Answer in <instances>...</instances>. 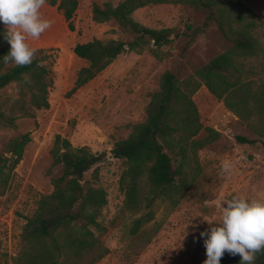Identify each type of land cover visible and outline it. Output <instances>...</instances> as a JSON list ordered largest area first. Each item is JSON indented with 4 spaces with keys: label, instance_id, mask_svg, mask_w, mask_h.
Segmentation results:
<instances>
[{
    "label": "rangeland",
    "instance_id": "1",
    "mask_svg": "<svg viewBox=\"0 0 264 264\" xmlns=\"http://www.w3.org/2000/svg\"><path fill=\"white\" fill-rule=\"evenodd\" d=\"M119 1L78 0L70 25L56 6L45 1L40 9L42 17L53 23L39 39L29 38L27 43L50 55L49 107L35 111L34 118L18 117L16 129L0 127V152L10 139L30 133L22 159L0 196V264L5 259L11 262L17 255L22 226L33 215L39 197L52 192L51 180L61 174L60 166L52 165L56 135L68 139L73 147L105 155L95 171L92 168L83 177L87 185L102 188L107 199L98 218L104 231H94L108 253L95 264H203L206 237L200 233L219 223L226 201L233 196L264 200V136L257 133L258 124L255 119L239 120L202 85L192 100L201 124L217 131L218 138L197 151L181 194L158 198L148 207L144 201L134 213L125 209L120 178L127 165L112 157L114 143L126 139L135 125L145 121L146 108L164 72L188 78L229 49L231 43L214 24L192 33L204 21L206 12L202 9L181 4L149 5L133 12L132 18L152 29H171L170 43L155 51L150 43L139 53H123L72 92L77 71L86 66L73 53L76 43L133 39L113 21L98 23L92 19L93 5ZM240 1L264 22V0ZM255 36L264 47V28ZM245 63L264 76V61L251 58ZM0 95L13 97L14 85L3 88ZM204 136L202 131L196 138ZM236 136L256 142L238 143ZM225 164L229 165L227 169ZM140 185L143 195L150 196L145 181ZM148 214L150 220L131 233L134 220ZM234 259L239 264V255L225 252L220 264Z\"/></svg>",
    "mask_w": 264,
    "mask_h": 264
},
{
    "label": "trees",
    "instance_id": "2",
    "mask_svg": "<svg viewBox=\"0 0 264 264\" xmlns=\"http://www.w3.org/2000/svg\"><path fill=\"white\" fill-rule=\"evenodd\" d=\"M45 1L56 6L70 25L78 0ZM160 4H181L204 10L203 23L192 29V33L203 32L214 24L231 46L188 78L179 79L173 72H164L159 89L152 94L146 108L145 121L135 125L126 139L114 143L112 157L127 165L120 178L124 207L133 213L144 201L148 207L158 198L181 194L187 170L196 162L197 151L218 138L217 131L201 124L192 100L200 86L239 120L255 119L257 133L264 136V76L245 63L251 58L264 61V47L255 36L257 30L264 28V22L240 0H121L116 4L93 5V21H113L133 39H92L76 43L73 53L86 66L77 71L71 91L92 80L123 53H139L150 43L153 51L169 44L171 29H152L132 18L136 10ZM187 29L191 30V26ZM4 30L5 26L0 23V33ZM9 50L10 45L0 35V91L12 84L15 89L13 97L0 95V127L16 129L18 117L34 118L35 111L49 107L52 78L47 60L50 55L37 50L31 64L17 66L3 61ZM154 54L158 56L157 52ZM202 131L206 136L196 138ZM235 140L246 144L256 142L243 136H236ZM29 142V132L17 135L0 152V196L5 193ZM51 157L52 165L60 166L61 174L51 180L52 192L39 197L33 215L22 226L17 255L11 262L5 259L2 264H95L108 253L94 231H104L98 218L107 202L106 193L83 181L84 174L92 168L95 171L105 155L91 153L86 147H73L68 139L56 135ZM143 181L148 197L143 195L140 185ZM149 220V214L134 220L131 233H136ZM227 264H237V261ZM253 264H264V251L256 253Z\"/></svg>",
    "mask_w": 264,
    "mask_h": 264
},
{
    "label": "clouds",
    "instance_id": "3",
    "mask_svg": "<svg viewBox=\"0 0 264 264\" xmlns=\"http://www.w3.org/2000/svg\"><path fill=\"white\" fill-rule=\"evenodd\" d=\"M44 3L45 0H0V23L5 26L0 35L10 45L2 58L5 63H32L36 49L27 43L28 39H39L53 23L41 15ZM223 167L227 169L229 165ZM200 236L206 237L203 264H220L225 252L239 255V264H253L256 253L264 251V200L233 196L226 201L219 223Z\"/></svg>",
    "mask_w": 264,
    "mask_h": 264
},
{
    "label": "water",
    "instance_id": "4",
    "mask_svg": "<svg viewBox=\"0 0 264 264\" xmlns=\"http://www.w3.org/2000/svg\"><path fill=\"white\" fill-rule=\"evenodd\" d=\"M7 155H9V154H7Z\"/></svg>",
    "mask_w": 264,
    "mask_h": 264
}]
</instances>
